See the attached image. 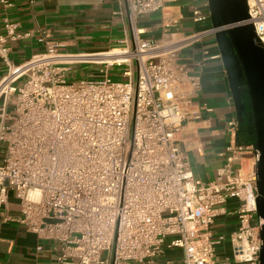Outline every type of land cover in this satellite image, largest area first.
Masks as SVG:
<instances>
[{"label": "built area", "instance_id": "2783aa9c", "mask_svg": "<svg viewBox=\"0 0 264 264\" xmlns=\"http://www.w3.org/2000/svg\"><path fill=\"white\" fill-rule=\"evenodd\" d=\"M116 1L126 33L117 61L99 59L114 49L57 52L60 45L40 33L44 50L12 65L8 43L27 34L3 20L2 78H12L0 94V206L8 193L18 202V214L3 220L54 242L56 264H145L166 248L180 250V264H214L224 237L211 227L227 213L236 228L228 235L232 260L224 264H257L263 220L255 213L254 152L250 168H234L235 154L247 146H226L217 181L202 183L176 144L181 122L199 117L191 105L199 75L178 51L218 28L208 12L192 7V21L207 26L178 39L169 33L149 40L136 19L161 8L162 0ZM246 7L240 24L253 26L264 49V0H246ZM74 64L97 66L101 77L67 81ZM122 65L125 81L109 80L108 69ZM225 126L239 129L235 117ZM227 199L236 202L231 211Z\"/></svg>", "mask_w": 264, "mask_h": 264}, {"label": "crops", "instance_id": "0c3cea01", "mask_svg": "<svg viewBox=\"0 0 264 264\" xmlns=\"http://www.w3.org/2000/svg\"><path fill=\"white\" fill-rule=\"evenodd\" d=\"M10 5L0 3V32L3 20L15 23L16 32L27 36L10 41L8 58L12 65H19L30 56L41 53L43 45L37 41L40 33L45 38L58 43L56 51L61 53H92L110 49L102 59L116 60L123 56L116 48L124 47L125 27L118 14L120 5L116 0H9ZM192 7L207 10V0H162V7L140 15L136 27L142 30L141 37L160 40L171 33L175 38L207 26L209 23H194L191 19ZM192 73L199 75V87L191 99L192 110L198 118L181 122L176 134V144L184 152L193 176L202 183L217 181L216 173L229 152L226 146L241 144L247 148L232 166L242 168L252 166L253 150L243 136L246 116L239 123L237 132L226 130L225 121L235 117V109L226 74L219 57L213 36L186 46L178 51ZM6 68L0 61V81ZM5 81L0 85V92ZM246 103V99L241 98ZM203 107L210 110L206 111ZM247 104L245 105V111ZM241 130V131H240ZM236 205L234 199H227L224 207L231 211ZM18 202L8 193L5 203L0 206V264H56V244L39 239L24 226L3 217H15ZM256 220L253 215L252 223ZM236 228V219L231 214L217 215L211 227L213 235H223L224 240L215 246L212 262H231L228 235ZM38 247V249H37ZM181 252L178 248H166L163 253L145 264H180Z\"/></svg>", "mask_w": 264, "mask_h": 264}, {"label": "water", "instance_id": "95a60500", "mask_svg": "<svg viewBox=\"0 0 264 264\" xmlns=\"http://www.w3.org/2000/svg\"><path fill=\"white\" fill-rule=\"evenodd\" d=\"M210 25L238 123L244 121L247 144L254 151L255 213L263 220L257 264H264V49L247 19L246 0H207ZM243 85L247 110L241 102Z\"/></svg>", "mask_w": 264, "mask_h": 264}, {"label": "rangeland", "instance_id": "374dc122", "mask_svg": "<svg viewBox=\"0 0 264 264\" xmlns=\"http://www.w3.org/2000/svg\"><path fill=\"white\" fill-rule=\"evenodd\" d=\"M97 66L94 65H86V64H74L71 66V69L73 70V75L68 76L67 81L75 80L78 78H98L101 77L100 74H97ZM125 70V67L119 66H113L110 67L107 71V78L111 81H125L124 77L121 76L122 71ZM24 78H21L17 81L16 84H21L23 82ZM7 110H10V107L7 108ZM248 169V167H246Z\"/></svg>", "mask_w": 264, "mask_h": 264}, {"label": "bare ground", "instance_id": "6f19581e", "mask_svg": "<svg viewBox=\"0 0 264 264\" xmlns=\"http://www.w3.org/2000/svg\"><path fill=\"white\" fill-rule=\"evenodd\" d=\"M175 37H176V36H175ZM172 38H173V36H172ZM114 50H115V49H114ZM118 50H119V49H118ZM123 51H124V50H119V53H123ZM110 52H111V51H110ZM110 52H109V53H110ZM119 53H118V54H119ZM105 54H108V53H105ZM105 54H101V57H100L99 59H101V60H106V59H102V55H105ZM106 61H109V60H106ZM10 78H12V76H9V77H6V78L4 77V78L1 79V81H0V85L2 84L3 81H5V86H4V88L1 90L0 94L4 92V90H5V88H6V84H7V82L9 81Z\"/></svg>", "mask_w": 264, "mask_h": 264}, {"label": "trees", "instance_id": "16d2710c", "mask_svg": "<svg viewBox=\"0 0 264 264\" xmlns=\"http://www.w3.org/2000/svg\"><path fill=\"white\" fill-rule=\"evenodd\" d=\"M239 87H240V89H241V97H242L243 99H246V96H245V94H244V90H243V85H239ZM245 105H246V103H245ZM239 126H240V124H239ZM239 128H240V127H239ZM240 131H241V130H240ZM241 132H242L243 136L247 139V133H246L245 129L242 130Z\"/></svg>", "mask_w": 264, "mask_h": 264}]
</instances>
